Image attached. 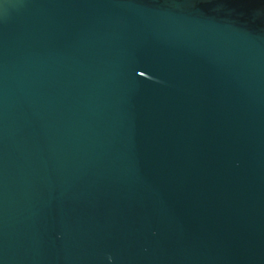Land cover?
<instances>
[{
	"label": "water",
	"instance_id": "water-1",
	"mask_svg": "<svg viewBox=\"0 0 264 264\" xmlns=\"http://www.w3.org/2000/svg\"><path fill=\"white\" fill-rule=\"evenodd\" d=\"M0 264H264V0H0Z\"/></svg>",
	"mask_w": 264,
	"mask_h": 264
}]
</instances>
